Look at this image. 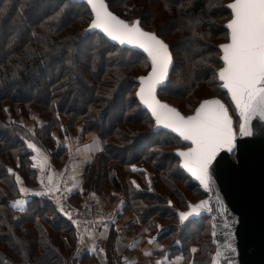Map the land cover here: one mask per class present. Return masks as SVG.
Here are the masks:
<instances>
[{
	"label": "trees",
	"instance_id": "16d2710c",
	"mask_svg": "<svg viewBox=\"0 0 264 264\" xmlns=\"http://www.w3.org/2000/svg\"><path fill=\"white\" fill-rule=\"evenodd\" d=\"M106 2L110 10L123 19L155 17L151 30L163 28L168 32L164 37L166 41L178 45L172 48L174 55L183 57L187 53L191 56L192 63L182 59L172 71L167 87L158 90L162 100L184 115H191L204 99L217 98L223 103L226 98L230 100L229 93L220 87L222 82L213 78L212 71L207 70L204 74L205 70L197 64L201 55L207 56L211 52L212 66H222V61L217 60L222 51L217 46L226 42L230 10L223 7L218 10L208 5L223 6L230 0H191V5L186 7L187 15L183 17L176 11V0H170L172 13L164 9L166 0ZM182 2L188 5L189 0ZM0 8L7 9L0 14V220L6 217V222L0 223V264H73L77 258L81 264H90L94 256L91 251L82 249L74 258L78 247L75 227L55 210L49 199L30 197L25 213L11 208L10 201L21 198L22 194L7 168H13L23 178L24 185L33 190L39 188V171L32 168L35 161L31 156L35 152L26 148L23 139L27 129L19 123L10 124V120L23 121L28 127L32 122L37 132V146L45 149L50 163L61 170L65 168L68 150L58 145L53 133L59 140L64 139L82 125L83 134L100 136L105 142V150L98 152L94 161L86 166L83 194L77 192L74 196L82 198L90 193L97 196L117 189L123 194V213H133L143 224L151 225L150 236L158 230L155 225H161V231H164L158 235V241L176 233V238L169 240L171 250L167 252L170 257L183 253L185 259L179 263L188 264L191 258L189 248L194 244L202 245L203 256L197 254L193 259L196 264H211L210 254L214 255L216 251L211 234L212 218L202 217L181 225L177 216L178 210L187 208V203L192 202L196 190L198 196L206 193L202 186L194 184L180 170V159L175 154L179 147L187 148L191 144L168 130L153 128L150 112L143 109L135 97L138 87L135 77L150 71L147 69L150 63L147 55L110 40L108 44H100L103 34L99 30L87 34V46L83 49L77 47L81 41L76 34L86 29L92 18L90 6L82 1L0 0ZM60 8L64 13L58 33L51 36L54 41L50 44L52 50L43 52L32 33L41 32L39 25ZM193 16L201 18L196 31L208 34L203 39L192 37L191 31L185 27L186 20ZM28 48L36 52L25 58ZM68 48L75 49V70L66 63ZM109 51L116 55L109 57ZM17 63H23V67L13 77V65ZM117 69L122 73L118 84ZM109 88L114 89L110 97L105 93ZM32 110L44 120L42 130L31 117ZM57 110L59 121L56 119ZM185 110H191V114ZM61 122L67 133L61 129ZM132 165L145 171H133ZM133 180L140 185L139 189L131 183ZM168 200L173 204L169 205ZM166 221H173L177 226L164 223ZM9 225L15 236L25 242L22 251L9 242ZM42 239L50 241V246L42 244ZM178 240L180 244L176 243ZM105 252V264H124L122 255L114 251L113 242Z\"/></svg>",
	"mask_w": 264,
	"mask_h": 264
},
{
	"label": "snow or ice",
	"instance_id": "6c2138e0",
	"mask_svg": "<svg viewBox=\"0 0 264 264\" xmlns=\"http://www.w3.org/2000/svg\"><path fill=\"white\" fill-rule=\"evenodd\" d=\"M85 4L90 6L91 20L88 27L76 36L80 39L81 44L77 47L83 49L87 46V34L93 30H99L103 35L100 37V44H108L110 41L118 42L119 45H134L144 50L147 53V58L150 61V71L144 75L135 77L138 82V87L135 91V97L139 102L150 110L151 118H153V128L163 127L177 133L179 137L185 141L191 142V147L186 150H178L179 156L182 158V165L187 169L193 177L199 181L200 186L207 192H212L213 177L211 167L216 160L217 155L221 150L226 149L232 152L236 147V131L233 127V114L229 112L228 107L217 98L204 99L199 103L191 115H184L176 107L162 100L158 94V89L163 90L170 82V70H174L182 59L188 60L191 64V56L187 53L183 57L174 55L172 48L178 45H170L164 38L168 32L161 28L156 31L151 30L155 17L145 18L137 17L131 20L123 19L120 15L110 10L106 0H84ZM176 11L181 16L187 15L186 7L191 5L189 0L188 5L182 0H176ZM127 7V5H124ZM210 8L215 7L218 10L223 7L225 10H230V19L226 24V42L219 44L217 47L222 51V55L217 56L218 61H222V66L214 68L211 64V52L207 56L201 55L197 64L205 70L212 71L213 78L220 83V87L227 89L230 94V100L233 104V111L237 113L239 121V132L244 136L253 134L252 121L258 119L264 122V0H230L227 5H218L209 3ZM164 9L172 13L173 8L170 0H166ZM6 8H0V14L6 12ZM64 9L60 8L48 16L40 25L41 32H33L41 44L43 52L51 51L50 44L54 43L51 36L59 31L61 17ZM158 15V14H157ZM200 17H190L186 20L185 27L188 28L192 37L203 39L206 33L196 31L200 25ZM167 27H172L168 25ZM108 38L107 40L105 39ZM69 39V38H66ZM115 47V45H111ZM107 51V48L104 49ZM36 50L28 48L25 51V58H30L35 54ZM109 57H114L116 53L109 51ZM75 49L68 48L66 63L75 70L77 65L74 63ZM121 59L123 55L121 53ZM127 63V61H125ZM23 67V63L13 65L12 76L18 75V70ZM122 78V73L119 69L116 71V83L118 84ZM212 81L210 80L209 83ZM114 89H105L106 95L109 97ZM55 105V101L52 102ZM5 111H8L5 108ZM37 119V117H33ZM56 119L59 121V111H56ZM10 124L19 123L27 131L24 133L23 139L26 148L33 150L35 155L31 156V160L36 163L32 164V168L38 169L39 189L33 190L24 185L23 178L11 167L7 168V173L14 178V183L17 190L22 194L21 198L10 201L12 209L21 213L27 212V205L31 202L30 197L47 198L53 202L55 210L75 225L74 235L78 245L85 244V237H88L92 244L91 250L96 253H105L103 247H99L98 240L107 239L105 231H98L97 224L104 229H108L111 224H115L116 220L113 215H103L102 206L99 208V213L94 218H86L90 216L92 205L85 203V212L73 208L67 203L69 197L77 192L83 194L84 179L83 166L91 164L94 161V153L103 152L104 141L100 136H93L88 144L81 145V137H71L65 135L63 141L57 139L58 145L67 146L70 155L69 165L63 171H55L49 161L47 151L42 147H38L36 141V128H29L23 124V121H9ZM39 127L42 130L45 127L44 122L38 121ZM61 129L67 133L64 124L60 123ZM81 133L84 129L79 130ZM135 135V133H133ZM30 137V138H29ZM83 156V159L78 160L77 157ZM19 160V157H17ZM19 166V165H18ZM133 171H145L137 169L132 165ZM137 189L140 185L134 180L131 181ZM148 184L151 186V179H148ZM149 190H152L149 187ZM115 195V193H113ZM90 198L95 200L96 205H100L99 197L95 193H90ZM216 204L223 209L221 215L227 212L223 202L219 196L216 198ZM168 204L172 205L173 201L168 200ZM2 207V206H0ZM211 199L200 200L197 203H187L186 211H178L177 216L179 223L183 225L191 217L200 216L202 213H213L218 211ZM117 213L123 212V202L117 208ZM13 219H19L13 217ZM215 219V217H213ZM37 222L39 217H36ZM0 220V223H5ZM134 223L139 222V217L135 218ZM151 225L143 229L144 232H150ZM157 228H162L161 225H155ZM217 225L213 223L212 236L216 237ZM226 227L230 225L226 224ZM116 231L120 232V227L117 224ZM10 237L9 242L14 246H19V250H23L25 242L15 236L12 226L9 225ZM41 237L44 236V230L41 228ZM148 243L153 245L155 249L167 252L168 249L161 245L156 236H149ZM122 238L117 237V249ZM42 244L50 246V241L41 240ZM139 241L127 245L129 248H135ZM177 244L181 242L176 241ZM216 251L211 256V264H234V261L229 259L227 253L235 254L236 248L230 240H226L223 244L216 242ZM199 249L195 246L189 248L191 254H195ZM81 249L77 247L76 256L79 255ZM145 256H152L151 249L144 252ZM75 258V256H74ZM106 258V254H105ZM124 264H136L135 261H129L127 257H122ZM185 259L183 253L175 255L174 260L164 256L158 259L154 264H178ZM188 264H196L194 259H190Z\"/></svg>",
	"mask_w": 264,
	"mask_h": 264
},
{
	"label": "water",
	"instance_id": "95a60500",
	"mask_svg": "<svg viewBox=\"0 0 264 264\" xmlns=\"http://www.w3.org/2000/svg\"><path fill=\"white\" fill-rule=\"evenodd\" d=\"M77 1L84 2V0ZM113 42L118 44V42ZM121 46L144 52L143 49L134 45ZM144 53L147 55L146 52ZM172 71L170 70V76ZM225 90L227 91V89ZM142 107L150 112L145 106L142 105ZM252 128L251 136H244L238 132L234 150L232 152L226 149L221 150L212 164V193L215 196L211 200L219 210L213 213L205 212L188 220L202 217L212 218V224L217 225L215 229L217 236H212L213 242L215 246H217V241L220 244L226 240L233 243L236 253H227L226 255L234 261V264H264V122L253 119ZM161 129L172 132L163 127L156 128V130ZM185 142L191 144L190 141ZM175 154L180 159V170L184 171L194 184H199V181L183 167L178 150ZM234 156H236V161H233ZM217 196L220 197L224 208L227 209L223 215H221L223 209H220V206L216 204ZM226 224L230 227H226Z\"/></svg>",
	"mask_w": 264,
	"mask_h": 264
},
{
	"label": "crops",
	"instance_id": "0c3cea01",
	"mask_svg": "<svg viewBox=\"0 0 264 264\" xmlns=\"http://www.w3.org/2000/svg\"><path fill=\"white\" fill-rule=\"evenodd\" d=\"M71 137H77L80 136L81 140L80 143L81 145L88 144L91 142L93 136H96L94 134H83L81 132H78L76 135H70ZM97 153H94V157ZM78 160L83 159V156L77 157ZM70 161V155H69V150H68V156H67V161L66 165H69ZM88 164L83 166V173L85 171V168ZM65 168L62 170H58L54 167V170L57 172L63 171ZM83 179H85V175H83ZM115 193V195H113ZM106 201L109 202L111 205L115 206L116 209L121 206L122 202L124 204V198L122 195H120L118 192L115 190H110L107 192L106 196ZM137 218L133 213L131 214H124L123 212L118 213L116 223L111 224L108 229H103L102 231H105L107 233V239H101L97 241V244L99 247H103L105 250L107 249L108 245L113 242V248L114 251L118 255H122V257H127L129 261H133L134 259L137 260L138 262H142L141 264L146 263L151 264V262L154 264V262L158 259L163 258L164 256H168L169 259L174 260V257H170L167 252H162L160 250H156L153 245H150L148 243V237L150 236V232H144L143 229L148 227L147 225L143 224L140 220L138 223H134V219ZM117 224L120 227V232L116 231V226ZM121 237V243L119 244V251H116L117 249V243H116V238ZM136 241H139L137 246L135 248H129L127 245L132 244ZM92 244V241L88 238L85 237V244L82 245L86 250H89L92 252L94 255L92 259H99V257L105 258V253H99L97 250L96 253H94L90 245ZM151 249L153 251L152 256H145L144 252L146 250ZM100 260V259H99ZM99 264H105V262H101ZM180 264V263H178Z\"/></svg>",
	"mask_w": 264,
	"mask_h": 264
},
{
	"label": "rangeland",
	"instance_id": "374dc122",
	"mask_svg": "<svg viewBox=\"0 0 264 264\" xmlns=\"http://www.w3.org/2000/svg\"><path fill=\"white\" fill-rule=\"evenodd\" d=\"M150 68V63H148V67H147V69H149ZM224 101V104L228 107V109H229V112L231 113V114H233V127H234V129H235V131H236V134L238 135V132H239V121L237 120V113H235L234 111H233V104H232V102L228 99V98H226V99H224L223 100ZM189 102V101H188ZM197 106V105H196ZM186 112H187V114H191V110H185ZM38 115V113L36 112V111H34V110H32V113H31V117L33 118L34 116L35 117H37L38 118V120L36 119V121L38 122V121H40V122H44V120L41 118V117H39V116H37ZM28 125H29V127L31 128V127H34V125L32 124V122H29L28 123ZM82 128V125L81 126H79V128H78V130H77V132H75V133H72L71 135H76L78 132H80L79 130ZM62 139V138H61ZM61 139H60V141H61ZM64 139H62V141H63ZM66 148H67V146H65ZM187 148H189V147H187ZM187 148H184V147H179L178 148V150H180V149H183V150H186ZM67 150H68V148H67ZM67 158V157H66ZM50 161V160H49ZM233 161H236V156H234L233 157ZM36 163V162H35ZM50 165H51V167L54 169V165H52L51 163H50ZM58 170H60V169H58ZM39 187H40V185H39ZM39 189V188H38ZM37 189V190H38ZM116 192H118L120 195H122L123 196V194L120 192V191H118L117 189H114ZM107 192H109V191H107ZM107 192H105V193H103V194H101V195H97V197H99V200H100V202L104 205V207H109L110 209H113V210H117L116 209V207L115 206H113V205H111L109 202H107L106 201V196H107ZM195 194V193H194ZM193 194V196H192V198H191V203H197V202H199L200 200H205V199H211L212 197H214L215 195L212 193V192H206L204 195H200V196H198L199 195V193L197 192V190H196V194L194 195ZM88 195V194H87ZM72 200H73V203H75L76 205H78V206H81V204L84 202V200H85V198L87 197L86 195H84L82 198H78V197H76V196H74V194L72 195ZM187 210V208H185V209H181V211H186ZM179 211V210H178ZM164 223H166V224H170V225H172V226H177V224L175 223V222H173V221H166V222H164ZM206 225H208L209 227H210V222H207L206 223ZM211 225H212V219H211ZM173 228H175V227H173ZM155 229H158L157 231H153L154 233H153V235L152 236H156L157 237V240H158V235L159 234H162L164 231H161L162 230V228H155ZM174 231H175V229H173ZM209 230H210V228H209ZM174 238H176V233H171L170 235H168V237H166L165 238V240L164 241H158L161 245H163V246H165V248L167 249L168 248V251L170 252V246H169V240H172V239H174ZM203 243V242H202ZM193 246H195V247H197L199 250L195 253V254H191V258L190 259H193V256L195 257L197 254H200L199 256L200 257H202L203 256V254H204V247L201 245V247H198V246H196V244H194ZM78 247H80V249L82 250L84 247L82 246V245H78ZM157 250V249H156ZM168 253V252H167ZM202 253V254H201ZM76 254V253H75ZM176 254V253H175ZM202 255V256H201ZM75 257H76V255H75ZM100 259V260H99ZM99 259H91L90 260V264H99L100 263V261L101 262H105V259L104 258H102V257H99ZM133 261H135L136 262V264H141L142 262H138L137 260H133ZM179 263V262H178ZM72 264V263H71ZM73 264H81V260L79 259V258H77V260H76V262H75V260H74V263ZM143 264H147L146 263V261H145V263H143ZM151 264H153L152 262H151Z\"/></svg>",
	"mask_w": 264,
	"mask_h": 264
},
{
	"label": "built area",
	"instance_id": "2783aa9c",
	"mask_svg": "<svg viewBox=\"0 0 264 264\" xmlns=\"http://www.w3.org/2000/svg\"><path fill=\"white\" fill-rule=\"evenodd\" d=\"M87 197L85 198L84 202L81 204V206L76 205L75 203H73L72 200V195L69 197L67 203L70 204L73 208L75 209H79L81 212H85L86 209L84 207L85 203L87 202L88 204L92 205V209H91V213L89 217L86 218H94L96 215L100 214L99 213V208L102 206L103 208V215H113L115 220L117 219L118 213L116 210L110 209L109 207H104V205L100 202V205H96L95 204V200L90 198V194L86 195ZM67 218V217H66ZM111 225V223H110ZM75 227V225H73ZM97 229L98 231L103 230L104 228L101 227L99 224H97Z\"/></svg>",
	"mask_w": 264,
	"mask_h": 264
}]
</instances>
